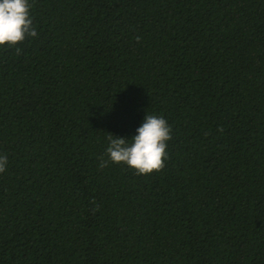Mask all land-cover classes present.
Segmentation results:
<instances>
[{"label": "trees", "instance_id": "trees-1", "mask_svg": "<svg viewBox=\"0 0 264 264\" xmlns=\"http://www.w3.org/2000/svg\"><path fill=\"white\" fill-rule=\"evenodd\" d=\"M29 4L37 36L0 46V264H264V0ZM148 114L164 168L101 169Z\"/></svg>", "mask_w": 264, "mask_h": 264}, {"label": "clouds", "instance_id": "clouds-1", "mask_svg": "<svg viewBox=\"0 0 264 264\" xmlns=\"http://www.w3.org/2000/svg\"><path fill=\"white\" fill-rule=\"evenodd\" d=\"M29 0H0V46L15 47L17 55L21 49L16 47L27 37H36L30 15ZM139 40V37L137 38ZM223 128L218 131L223 132ZM171 127L162 116L148 114L130 139L114 137L108 133V145L103 156L98 157L101 169L109 163H123L135 171L136 175H148L154 170L161 171L168 159L167 142L171 137ZM207 135V133H206ZM7 155H0V173L6 170ZM95 205V201H91ZM96 205L94 211L98 210Z\"/></svg>", "mask_w": 264, "mask_h": 264}]
</instances>
